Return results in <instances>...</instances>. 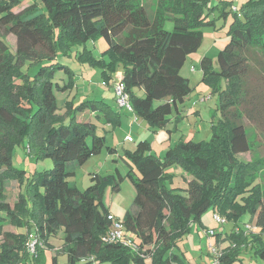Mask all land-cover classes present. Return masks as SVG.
<instances>
[{
  "label": "trees",
  "instance_id": "16d2710c",
  "mask_svg": "<svg viewBox=\"0 0 264 264\" xmlns=\"http://www.w3.org/2000/svg\"><path fill=\"white\" fill-rule=\"evenodd\" d=\"M24 1L0 0V264H42L43 249L52 248L49 238L61 229L68 261L59 263L55 254L50 264H148V256L151 264H187L175 250L177 240L210 209L235 221L236 227L239 218L250 213L260 228L245 232L238 227L224 238L214 230L218 242L230 240L218 264H230L248 248L264 259V189L255 182L260 162L240 157L252 150L242 118L264 131V0H243L242 13L235 6L230 40L217 56V67L204 68L205 81L227 79L211 139L180 137L162 158L151 152L148 140L139 141L135 149L125 148L136 194L121 221L135 234L134 250L103 239L113 223L104 193L109 186L119 190L122 176L91 173L85 190L70 180L91 155L105 147L115 151L98 134L99 125L80 114L94 113L112 128L121 123L120 114L95 98L77 104L64 100L65 111L59 113L54 78L58 70L71 74L72 68L58 58L103 37L108 43L103 57L96 58L86 45L76 57L101 69L109 85L113 74L122 70L137 117L153 130L167 128L174 109L180 111L192 91L181 69L202 44L199 27L207 22L210 0H171L175 6L160 0L153 13L139 0H40L16 12ZM165 19L175 22L174 30L164 27ZM10 34L16 38L15 47L7 40ZM26 63L39 66L34 76L23 70ZM70 78L57 88L74 87ZM26 138L36 158L49 157L54 165L35 174L27 193L21 192L11 204L4 185L25 179V170L13 167L12 154L14 144ZM177 166L192 175L190 180L183 177L188 184L185 195L182 188L170 186ZM6 224L18 231H6ZM33 231L39 236L36 254L27 246Z\"/></svg>",
  "mask_w": 264,
  "mask_h": 264
},
{
  "label": "rangeland",
  "instance_id": "374dc122",
  "mask_svg": "<svg viewBox=\"0 0 264 264\" xmlns=\"http://www.w3.org/2000/svg\"><path fill=\"white\" fill-rule=\"evenodd\" d=\"M35 1L40 0H29L30 3ZM242 1L243 0H210V8L206 7L205 13L207 15V22L203 23L199 27V29L203 32L202 44L196 52L188 56L184 66L181 69V73L189 78L192 91L188 99L180 105V111L174 109L172 120L169 123V130L163 128L164 131H162L163 129H158V132H155V130L151 129V127H147L148 131L144 132L143 128L146 126L141 128L136 122L134 125L128 124L130 119L128 118L126 120L127 116L124 114L123 125L117 128L116 133L114 132L108 135L107 145L113 147L117 145L118 148L122 150L123 144L134 148L139 141L146 139L152 143L151 150L153 154L158 157H164L168 150H164V147L168 145H170V147L175 146L180 137L194 135L193 137L196 141H207L211 139L213 135L212 125L217 123L220 119L219 103L221 101L222 90L227 85V79L222 78L213 82L205 81L203 80L205 75L204 68L206 65H213L215 68L217 67V56L220 50H222L230 40V25L236 17L234 7L236 6L239 9L238 11L242 13L243 11L240 9ZM139 2L145 3L149 8L150 13H153V11L158 10L160 0H139ZM164 3L169 6H175L171 0H164ZM164 27L172 31L174 30L175 22L172 19H165ZM7 40L10 41L9 39ZM85 45L88 49L92 50L96 58L103 57V52L108 47L107 41L103 37L98 36L93 39H89L87 42H85V44H79L78 46L74 47L72 50L73 55H61L58 60L72 68V75L65 70H58L54 78L57 96L58 98L63 97V93L70 94V92L74 90V93L71 95L74 97L77 90L76 87L75 89H73V87L69 88L66 91H63L61 88H57L58 83L60 86H63L65 82H69L71 79L70 76H73V78H76V85L81 83V85L84 87V85H86L84 84L85 81L90 83L86 86L87 89H91L89 92L90 96L87 97L100 98L103 94L107 93L108 98H106V100L110 103L112 100H114V98L111 96L112 93H115V86L118 82L119 76L121 75L120 71L122 70H117L113 74L112 84L107 85L106 82L103 81L104 78L101 69L94 67L89 62H83L78 57H76V54H80L82 52L84 53ZM38 69V65L30 63H26L23 67V70L28 71L31 76H34ZM22 82V80L18 81V83ZM79 93H82V91ZM81 96L82 94H77L75 96V101L79 102L86 98ZM63 105L64 104L60 102L62 109H59V113L65 111V108L63 109ZM83 116L86 117L85 115ZM91 119L97 123L95 117H92ZM242 122L247 128L249 138L252 142V150L250 152L240 154V157L249 162L259 160L260 167L257 169L255 182L260 184V186H262L264 189V131L254 125V123L250 122L246 117L242 118ZM129 132L134 137V141H125L123 139L125 133ZM98 133H100L99 128ZM103 150L102 154L95 153L91 155L90 157H93V159H91V161L88 163L85 162L79 165L75 175L71 176L70 180L77 183L80 189L85 190L91 183L90 175L92 172L98 170L99 173L104 175L109 173L115 174L117 176L121 175L122 179L120 181V189L114 191L109 186L105 190L106 192L104 193V197L109 205L112 204L113 200L115 201V204L113 205L114 211L116 212V216L122 219L128 208L133 205L136 194L135 185L128 176V171L132 169V163L125 153H122L121 156H112L113 154L111 153L110 156L112 157L108 159V157L105 156L106 154L109 155L110 153L106 147ZM36 157V151L31 149L27 138L24 142L14 144L12 164L17 170H25V179L23 182L15 179L6 181V184L4 185V191L7 200L12 202V204L18 201L19 194L21 192L27 193L28 185L35 178V174H37L39 171L49 169L54 165V161L49 157L39 159ZM99 160L101 162L97 164ZM93 164L97 165L93 167ZM68 167L70 168L71 166ZM177 168L181 169L180 167ZM187 185V182L184 180L183 175L181 174L176 175V177H174V182L170 184L172 187L182 188L183 190L181 193L184 195L187 194V192L184 190L187 188ZM35 189L38 191H43L42 187H35ZM121 200L123 203H121ZM122 207H125L124 214L120 213ZM237 222L239 223L240 227H236V222L233 220L228 222L226 219L225 222L221 223L215 219L214 212L212 209H210L205 214H203L201 221H194L189 232L177 240L175 250L182 256L183 261L187 264H213V260L215 258V254L212 252L213 247L215 246L217 249L221 250L222 248L229 245L230 241L227 239L226 241L218 242V235L215 233L212 234L213 230L218 232H221L222 230L223 232L225 227H228L230 233L232 231H236L238 227L243 228L245 232L249 230L257 232L260 230V228L256 225V216H252L250 213L243 214ZM166 225L168 226L167 222ZM24 227L25 226H21L20 231L25 232L26 228ZM8 228L14 227L10 225ZM224 236L221 235V238H224ZM224 242H226V244H224ZM49 244L52 246V248L46 245L41 254L42 264L52 263L53 255L55 254H57L59 263H65L68 261L67 251L63 248L66 246V244L63 239L62 229L57 235H52L49 238ZM212 244L214 246H212ZM128 247L134 250L133 247ZM85 261L86 260L84 259L82 260V262ZM147 263H152L151 256L147 257ZM230 264H264V259L256 256L254 252L251 251V248H248L242 250V252L238 253V255H235L232 258V262Z\"/></svg>",
  "mask_w": 264,
  "mask_h": 264
},
{
  "label": "crops",
  "instance_id": "0c3cea01",
  "mask_svg": "<svg viewBox=\"0 0 264 264\" xmlns=\"http://www.w3.org/2000/svg\"><path fill=\"white\" fill-rule=\"evenodd\" d=\"M31 2V1H30ZM30 2H29V0H25L24 2H22L18 7H16L15 8V11L17 12V11H20L21 9H23L24 7H26L27 5H29L30 4ZM9 36H11V37H9ZM8 37H7V39H9L10 41H8L10 44H11V46L12 47H15V45H16V38H15V36L14 35H12V34H10ZM121 72V75L119 76V77H121L122 76V71H120ZM72 79L73 80H75V84H74V87H73V89H75V87L77 88V90H76V93H75V95H74V97H72L71 95L74 93L73 91L74 90H72L71 92H70V94L68 93H63L62 95H63V97H60V98H58L59 99V101L60 102H62L63 104H64V100H73L76 104L77 103H79V102H76L75 101V96L77 95V94H82V96L81 97H86V98H84V99H82V100H85V99H87V98H90V97H87V96H90L89 95V92H90V90L91 89H87V85L88 84H90L89 82H87V81H85V83L84 84H86V85H84V87L81 85V83H79V84H77L76 85V78H73V76H72ZM103 79V78H102ZM64 80H65V78H64ZM104 81V80H103ZM105 83V82H104ZM107 85H109L108 83H106ZM80 91H82V93H79ZM142 93H144V91L143 90H139V94H142ZM56 95H57V93H56ZM58 97V96H57ZM112 98H114V100H112V99H110V100H112V102H108L107 100H106V98H108V95H107V93H105V94H103L102 95V97H100V98H96L95 97V99H104L105 101H107L110 105H111V107H112V109L113 110H115L116 112H118L119 114H120V118H121V123L118 125V126H116L115 128H112V125H111V122L110 123H103V122H101V121H99L96 117H95V114L94 113H85V114H81V119H87V120H92L91 118L92 117H95L96 119V121H97V124L99 125V130H100V133H98V134H100V135H104L105 136V138H106V144H107V141H108V135L109 134H112V133H116L117 132V128L118 127H121L122 125H123V117H124V114L127 116L126 117V120L129 118L130 119V121H129V123L128 124H130V125H134V124H136V123H138L139 125H140V127L141 128H143V126H146L145 128H143L144 129V132H147L148 130H147V127H150L149 125H148V123L145 121V120H143L142 118H139V117H137V115L135 114V112L134 111H130V110H128V109H126V108H124V107H120L118 104H117V101H116V98H115V93H112V96H111ZM62 98V99H61ZM110 98V97H109ZM81 100V101H82ZM59 102V103H60ZM61 108V107H60ZM62 109V108H61ZM63 109H64V105H63ZM82 113H84V112H82ZM83 115H85L86 117H88V118H86V117H84ZM83 116V117H82ZM90 118V119H89ZM136 122V123H135ZM142 129V130H143ZM152 129V128H151ZM166 129H168L169 130V125H168V127L166 128ZM158 132V130H155V132ZM162 131H164V129L162 130ZM194 134V133H193ZM194 136V135H193ZM192 136V137H193ZM131 137V139H128V138H130ZM170 137V136H169ZM194 138V137H193ZM123 139L126 141H134V137L132 136V134H130V132L129 133H125V135L123 136ZM166 139H168V138H166ZM144 140H146V139H144ZM149 141V140H148ZM151 143V142H150ZM138 144V143H137ZM136 144V145H137ZM136 145H135V147L134 148H131V147H128L126 144H123V147H122V150L121 149H119L118 148V146L116 145V146H114V152L112 153L113 155L112 156H114V155H122V153H124V150H125V148H130V149H135L136 148ZM151 146H152V143H151ZM113 147V146H112ZM169 147H170V145H168V146H165L164 147V150H167V149H169ZM104 151V150H103ZM103 151L102 152H100L101 154L103 153ZM109 152V151H108ZM151 152H152V150H151ZM110 154L109 155H107L106 154V156L105 157H108V159H110L112 156H110L111 155V152H109ZM115 153V154H114ZM153 153V152H152ZM101 154H99V155H101ZM161 158H162V156H161ZM91 159H93V157H89L88 158V160L86 161V163H88L89 161H91ZM101 161L99 160L98 162H97V164L98 163H100ZM97 164H93V167L94 166H96ZM110 166H112V165H110ZM177 167H179V166H177ZM174 168L173 169V171H174V173L176 174V175H178V174H181V175H183V177H186L188 180H190L191 178H192V175H190L189 173H187L185 170H183V168L182 167H180L181 169H179V168ZM111 168H113V167H111ZM100 170V169H99ZM171 170V169H170ZM95 172H98V170L97 171H95ZM95 172H92V173H95ZM101 172V171H100ZM99 173V172H98ZM77 184V183H76ZM114 201V200H113ZM112 201V204L111 205H109V203L107 202V200L105 199V202H106V204L109 206V209H110V211H111V213L114 215V216H116V212L114 211V208H113V205L115 204V201L113 202ZM11 204H12V202H10ZM121 203H123V201L121 200ZM124 212H125V207H122L121 208V214L123 213L124 214ZM117 217V216H116ZM117 218H119V217H117ZM10 225L11 226H13L14 228H8V227H10ZM6 226H7V229H6ZM4 229L6 230V231H14V232H17L18 231V229H17V227H15L14 225H12V224H6L5 226H4ZM221 232H222V230H221ZM226 232H229V230H228V227H225V229H224V231L222 232V236H224L225 235V233ZM224 233V234H223ZM224 244H226V242H224Z\"/></svg>",
  "mask_w": 264,
  "mask_h": 264
},
{
  "label": "built area",
  "instance_id": "2783aa9c",
  "mask_svg": "<svg viewBox=\"0 0 264 264\" xmlns=\"http://www.w3.org/2000/svg\"><path fill=\"white\" fill-rule=\"evenodd\" d=\"M234 8H236V7H234ZM115 96H116L117 104L120 107H124L130 111H133L132 105L130 103V94L125 89V86L122 82V77H119L118 82L116 83ZM128 139H131V137ZM214 216H215V219L217 221H220L221 223L226 221L225 217H223L219 213H214ZM109 217L113 220V223H112L111 228L104 235V237H103L104 241H106V242H120L124 245L131 246L134 249H137L138 245H137V242L134 240L135 234L126 230V228L124 227L120 218H117L112 213ZM213 233H214V230L212 231V234ZM38 243H39L38 233H36L34 231L31 232L29 234V240L27 242V246L29 248V251L32 254H36V252H37L36 245ZM212 246H214V245L212 244ZM221 251L222 250L217 249L215 246L213 247L212 252H213V254H215L213 264L219 263V257L221 255Z\"/></svg>",
  "mask_w": 264,
  "mask_h": 264
}]
</instances>
